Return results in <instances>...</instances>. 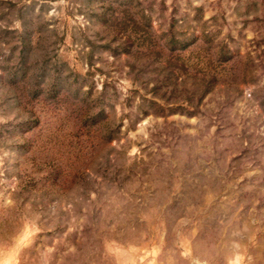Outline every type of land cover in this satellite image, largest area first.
I'll return each instance as SVG.
<instances>
[{
    "label": "rangeland",
    "instance_id": "374dc122",
    "mask_svg": "<svg viewBox=\"0 0 264 264\" xmlns=\"http://www.w3.org/2000/svg\"><path fill=\"white\" fill-rule=\"evenodd\" d=\"M0 264H264V0H0Z\"/></svg>",
    "mask_w": 264,
    "mask_h": 264
},
{
    "label": "trees",
    "instance_id": "16d2710c",
    "mask_svg": "<svg viewBox=\"0 0 264 264\" xmlns=\"http://www.w3.org/2000/svg\"><path fill=\"white\" fill-rule=\"evenodd\" d=\"M143 33V32H142ZM140 34L139 36H137L135 39H133L131 42H129V44L127 45L129 48H132V46L135 44V42H137V44H136V46H139V45H141V47H142V45H143V41L145 40V35L144 34ZM138 38V39H137ZM170 41L172 42L171 44L173 45V47H172V50L173 51H175L177 48H182V49H184L185 47H187L186 45H184V46H180V47H178V43L180 42H185L186 40H183V41H177L176 40V37H175V35L174 36H172V38L170 39ZM140 42V43H139ZM188 45V44H187ZM140 47V48H141ZM137 48V47H136ZM140 48L139 49H137L138 51L140 50ZM210 48H208L207 50H209ZM221 50H223V48H221ZM137 51V52H138ZM136 52V54H138ZM222 52V51H221ZM221 56H223V53L222 54H220V55H218V57H217V59H215V61L217 62H219V63H226V62H228L229 61V58L228 57H226V55L225 56H223V57H221ZM133 70V69H132ZM170 70H171V72L174 74V70L175 69H173L172 70V68H170ZM193 76H195V78H198L197 77V75L196 74H193L192 75V77ZM199 79H200V85H201V88H200V90H201V95L199 96V99H201L206 93H208L209 91H210V86H211V83L213 82V79H214V76H208L207 77V74L206 73H203L202 74V76L201 77H199Z\"/></svg>",
    "mask_w": 264,
    "mask_h": 264
}]
</instances>
